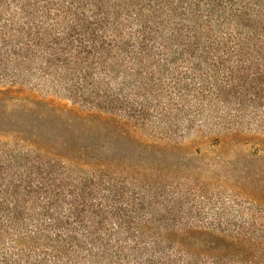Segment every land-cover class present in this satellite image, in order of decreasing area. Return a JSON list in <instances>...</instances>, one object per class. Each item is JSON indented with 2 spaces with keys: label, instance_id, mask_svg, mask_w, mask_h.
Segmentation results:
<instances>
[{
  "label": "trees",
  "instance_id": "trees-1",
  "mask_svg": "<svg viewBox=\"0 0 264 264\" xmlns=\"http://www.w3.org/2000/svg\"><path fill=\"white\" fill-rule=\"evenodd\" d=\"M0 264H264V0H0Z\"/></svg>",
  "mask_w": 264,
  "mask_h": 264
},
{
  "label": "rangeland",
  "instance_id": "rangeland-1",
  "mask_svg": "<svg viewBox=\"0 0 264 264\" xmlns=\"http://www.w3.org/2000/svg\"><path fill=\"white\" fill-rule=\"evenodd\" d=\"M213 140H215L214 136L207 137L204 141L199 142L197 144V146L202 149L203 153L209 154L212 156L213 153L217 151V147L213 146V143H215V142H213ZM249 149H250V147H249Z\"/></svg>",
  "mask_w": 264,
  "mask_h": 264
}]
</instances>
